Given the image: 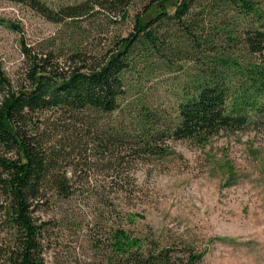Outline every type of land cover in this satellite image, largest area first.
<instances>
[{"label":"trees","instance_id":"obj_1","mask_svg":"<svg viewBox=\"0 0 264 264\" xmlns=\"http://www.w3.org/2000/svg\"><path fill=\"white\" fill-rule=\"evenodd\" d=\"M9 1L63 22L83 18L94 5L124 20L133 0H86L57 12L40 0ZM149 1L129 32L115 36L102 53L32 54L23 48L28 66L21 89L0 68V227L6 234L0 264H45V224L33 213L53 194L72 195L65 171L70 152L93 149L109 168L126 157L165 156L170 141L203 144L264 116L263 1L178 0L171 13L163 0ZM185 61L187 69L180 65ZM156 67L176 74L175 104L157 110L138 100L111 120L122 112L124 74ZM46 111L56 123L45 125L40 115ZM108 233L106 242L97 240L106 248V264H201L194 247L162 242L149 230L136 234L118 224Z\"/></svg>","mask_w":264,"mask_h":264},{"label":"rangeland","instance_id":"obj_2","mask_svg":"<svg viewBox=\"0 0 264 264\" xmlns=\"http://www.w3.org/2000/svg\"><path fill=\"white\" fill-rule=\"evenodd\" d=\"M40 1L57 12L86 0ZM149 2L133 0L124 20L116 11L94 5L81 19L52 22L25 4L0 0V68L21 89L28 66L23 48L32 54L77 49L97 55L115 36L129 32L135 15ZM177 2L162 4L171 13ZM180 65L187 69L191 63ZM161 68L124 74L122 112L109 116L111 120L138 100L157 110L175 104L176 74ZM40 117L45 125L58 118L51 111ZM256 122L238 131L222 130L203 144L170 141L165 156L126 157L122 165L109 168L93 157V149L81 155L79 149L70 152L65 171L72 195L53 194L33 213L45 224L43 261L106 264V248L97 240L104 241L121 224L136 234L149 230L162 242L192 246L201 252V264H264V116ZM5 236L0 227V247Z\"/></svg>","mask_w":264,"mask_h":264}]
</instances>
